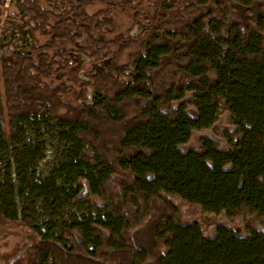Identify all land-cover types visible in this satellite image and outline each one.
Returning a JSON list of instances; mask_svg holds the SVG:
<instances>
[{"label": "trees", "instance_id": "1", "mask_svg": "<svg viewBox=\"0 0 264 264\" xmlns=\"http://www.w3.org/2000/svg\"><path fill=\"white\" fill-rule=\"evenodd\" d=\"M19 1L26 38L6 29L0 49V234L29 244L8 264H264V0ZM77 55L105 65L81 79ZM212 128L223 143L187 148ZM48 139L62 151L43 178ZM207 208L230 224L205 233Z\"/></svg>", "mask_w": 264, "mask_h": 264}, {"label": "rangeland", "instance_id": "2", "mask_svg": "<svg viewBox=\"0 0 264 264\" xmlns=\"http://www.w3.org/2000/svg\"><path fill=\"white\" fill-rule=\"evenodd\" d=\"M23 3V1L19 0H0V49L1 45L3 44L4 37L6 36V33L4 32L6 29L8 32L15 31V28L18 27L21 31V34H19L20 42L17 41V43L11 42V45L13 47H17L21 44V39L23 35L26 33L22 32L24 30V27H22V22L19 20V14H20V5ZM94 9L91 10L93 13ZM7 17H9V24L6 22ZM127 24V23H126ZM141 32V28H136L132 35H137ZM44 40V39H42ZM2 41V42H1ZM5 43L7 42L6 39L4 40ZM81 45H84V41L81 42ZM2 56V52L0 50V57ZM78 56V55H77ZM78 68L77 71L79 73V76L81 79L88 80L89 75L93 74L94 72H97L99 69L104 67V63H96L91 62L89 59L83 57L82 55L78 56ZM92 93L91 89H88V100H91L90 94ZM88 101V102H89ZM177 106V105H176ZM216 126L218 129H224L225 124L223 119H221ZM231 130L230 128H228ZM221 131L216 130L213 131V128L206 131H201L198 133H195L192 137V140L190 141L189 145H187V148H194L198 149L203 143H206L207 148L212 149V147L215 146L212 142H206L207 138L212 139L213 141H220L223 143L222 137H218V134H220ZM48 151L46 152L45 159L39 164L37 172L38 174L43 177H50L51 172H53V169L58 164V159L61 157V146L58 144L57 140H51L48 139ZM12 156V153H10ZM12 158H10L11 160ZM11 173L12 176L15 177L16 174V167L13 165V160H11ZM10 187L15 188L16 195V204H17V210L19 214L20 222L23 221V209L26 207V200L22 198L19 194V183L16 179H13L12 182L8 185ZM177 202H181L177 200ZM35 206L31 207L30 210H27V214H30L34 211H38V213H41V221L43 220H49L52 215L46 212V210L43 209L42 204H39V202L34 203ZM80 213L77 210H70V213ZM164 208L157 205V208L155 209L153 216L150 217V219L142 225L140 228L134 231V236L136 239V242L142 246L147 247L151 244L152 241V235H153V226L155 223L160 221L161 217L163 215ZM80 215V214H79ZM51 216V217H50ZM218 219V220H217ZM38 220V216H37ZM156 221V222H155ZM195 221H198L201 226L203 227V230L205 233L212 234L213 230L214 232L216 229H214V226L217 223L221 224H230V221L224 216L221 215L218 218L214 217V214L210 211L209 208L205 209L203 215L199 216ZM161 222V221H160ZM239 222H242V220H239ZM23 233V232H22ZM29 244V234L26 233V235H21L17 237H12L4 234H0V264H8L9 261H11L13 258L16 257V255L20 254L23 250H25L26 246Z\"/></svg>", "mask_w": 264, "mask_h": 264}]
</instances>
